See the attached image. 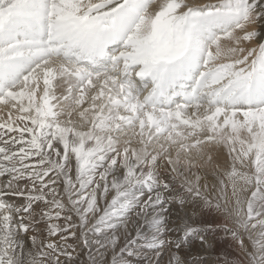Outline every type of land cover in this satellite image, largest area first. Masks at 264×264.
<instances>
[{
    "label": "snow or ice",
    "instance_id": "snow-or-ice-1",
    "mask_svg": "<svg viewBox=\"0 0 264 264\" xmlns=\"http://www.w3.org/2000/svg\"><path fill=\"white\" fill-rule=\"evenodd\" d=\"M0 264H264V0H0Z\"/></svg>",
    "mask_w": 264,
    "mask_h": 264
}]
</instances>
